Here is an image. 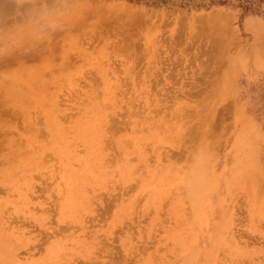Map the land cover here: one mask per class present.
Wrapping results in <instances>:
<instances>
[{"label": "rangeland", "instance_id": "1", "mask_svg": "<svg viewBox=\"0 0 264 264\" xmlns=\"http://www.w3.org/2000/svg\"><path fill=\"white\" fill-rule=\"evenodd\" d=\"M3 261L264 264V0H0Z\"/></svg>", "mask_w": 264, "mask_h": 264}, {"label": "bare ground", "instance_id": "2", "mask_svg": "<svg viewBox=\"0 0 264 264\" xmlns=\"http://www.w3.org/2000/svg\"><path fill=\"white\" fill-rule=\"evenodd\" d=\"M157 104V103H156ZM159 104V103H158ZM157 104V105H158ZM156 105V106H157ZM149 108H150V106H149ZM103 115V116H102ZM105 116V117H104ZM108 118H107V115H106V112H102L101 114H100V118H99V122H98V126L100 127V128H102V126H103V124L105 123L106 124V122H108ZM121 125V124H120ZM105 126V125H104ZM107 130V129H106ZM105 133V135H106V131L104 132ZM105 137V136H104ZM104 137L102 138L101 136L100 137H98V141L100 142V140H104ZM105 141V140H104ZM103 141V142H104ZM106 144V143H105ZM105 149V148H104ZM103 151V150H102ZM101 152V151H100ZM41 153H38V155H40ZM34 157H35V155H34ZM107 157V156H106ZM113 157V156H112ZM116 158H117V156H116ZM38 159V158H37ZM43 159H44V156H43V154H41L40 155V157H39V159H38V161H39V163L40 164H42L43 163ZM106 159V158H105ZM121 159V158H120ZM119 159V160H120ZM104 160V159H103ZM102 160V161H103ZM106 160H108V158L106 159ZM105 160V161H106ZM98 161V160H97ZM96 161V162H97ZM118 161V160H117ZM116 161V162H117ZM108 162V161H107ZM110 162V161H109ZM113 162V161H112ZM115 162V163H116ZM128 162H129V160H128ZM137 162V161H136ZM97 164H99V163H97ZM101 164H104V163H101ZM112 164V163H111ZM107 165V164H106ZM105 166V165H104ZM108 166H110V164L108 163ZM136 166H137V164H136ZM95 167V166H94ZM115 167V166H114ZM103 167H101V169H102ZM135 168V167H134ZM107 170V169H106ZM162 170H164V168H162ZM82 171H78V170H71V175H72V177H73V179H74V182H73V186L71 187V189H73L74 190V192L76 191L77 192V195H78V198L80 199V201H79V203H82V205L85 203V201L88 199V197H85V195H87V194H91V192H92V189L87 185V184H89V182H87L86 183V181H87V179H85L84 180V182H83V177H82V173H81ZM96 172V171H95ZM109 172V171H108ZM126 172V171H125ZM143 172V171H142ZM69 173H70V170H69ZM86 173V172H85ZM126 174V173H125ZM128 174V173H127ZM136 174V173H135ZM139 174V173H138ZM108 175V174H107ZM142 175V174H141ZM202 175V174H201ZM201 175L199 174V172L198 171H194L193 172V174L191 175V179H190V191H193V190H196L199 186L200 187H202L203 185H204V183H202L203 181H202V177H201ZM85 176H86V174H85ZM126 176V175H125ZM73 181V180H72ZM95 188V187H94ZM29 190H31V189H29ZM93 193H94V191H93ZM25 196V195H24ZM85 197V198H84ZM70 200V199H69ZM28 201V200H27ZM26 201V202H27ZM64 202V201H63ZM68 202V199H65V202L63 203V205H65L66 207H67V205H66V203ZM63 205H60V206H63ZM73 205H75L72 201H69L68 202V206H69V208H71ZM122 207V206H121ZM61 208V207H60ZM63 208V207H62ZM68 208V207H67ZM70 210V209H69ZM13 227V226H12ZM15 230V229H14ZM19 232V231H18ZM55 232V231H54ZM20 233V232H19ZM18 233V234H19ZM2 234H4L6 237H8V238H10V239H12L13 237V232H9V229H8V232L6 231V232H2ZM55 235H56V233H55ZM4 236V237H5ZM65 235H63V237H64ZM85 236V235H84ZM71 237V236H70ZM91 237V236H90ZM5 241V240H4ZM61 241V240H60ZM57 242H59V240L57 241ZM57 242H56V245H57ZM62 242H64V241H62ZM76 243V242H75ZM75 245V244H74ZM58 247H62L63 245L62 244H58L57 245ZM56 247V246H55ZM74 247V246H73ZM76 247V246H75ZM74 247V248H75ZM77 248V247H76ZM67 249V248H66ZM56 250V249H55ZM59 250V249H58ZM18 256V255H17ZM30 257V256H29ZM25 258V257H24ZM27 258H28V256H27ZM8 259V258H7ZM22 260V259H21ZM24 260V259H23ZM31 260V259H30ZM28 262V261H27ZM32 262H33V259H32ZM31 262V263H32ZM1 264H8V263H6L5 261H3V263H1ZM35 264V263H34Z\"/></svg>", "mask_w": 264, "mask_h": 264}]
</instances>
